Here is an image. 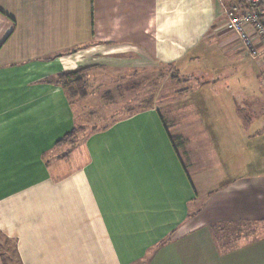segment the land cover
<instances>
[{
	"label": "crops",
	"instance_id": "obj_1",
	"mask_svg": "<svg viewBox=\"0 0 264 264\" xmlns=\"http://www.w3.org/2000/svg\"><path fill=\"white\" fill-rule=\"evenodd\" d=\"M223 5L0 0V264H264V57ZM96 63L184 65L191 101L56 148L82 100L57 78Z\"/></svg>",
	"mask_w": 264,
	"mask_h": 264
},
{
	"label": "rangeland",
	"instance_id": "obj_2",
	"mask_svg": "<svg viewBox=\"0 0 264 264\" xmlns=\"http://www.w3.org/2000/svg\"><path fill=\"white\" fill-rule=\"evenodd\" d=\"M215 56L210 55L205 61L196 59L195 66L201 67L203 63L214 60ZM184 67L180 65L178 74L162 66L121 71L105 63H96L85 68L84 90L90 98L77 100L73 106L75 124L83 127L81 137H85L91 129L125 115L129 109L139 110L150 98L154 99L151 103L159 109L169 111L175 109L173 104L182 108L190 103L192 92L189 90L181 96H174L187 88L181 80L184 78L181 75L187 73ZM10 256L13 257L12 264H18L13 252Z\"/></svg>",
	"mask_w": 264,
	"mask_h": 264
},
{
	"label": "built area",
	"instance_id": "obj_3",
	"mask_svg": "<svg viewBox=\"0 0 264 264\" xmlns=\"http://www.w3.org/2000/svg\"><path fill=\"white\" fill-rule=\"evenodd\" d=\"M219 1L224 4L226 28L247 55L252 59L264 57V0Z\"/></svg>",
	"mask_w": 264,
	"mask_h": 264
},
{
	"label": "trees",
	"instance_id": "obj_4",
	"mask_svg": "<svg viewBox=\"0 0 264 264\" xmlns=\"http://www.w3.org/2000/svg\"><path fill=\"white\" fill-rule=\"evenodd\" d=\"M83 74H85V69L84 68H79L76 72L69 73L66 75H62L57 78L59 84H62L63 87H65L68 91H71V94L76 97H80V99L86 98V92L84 90V79H83ZM147 103L144 104L142 108H146L150 105H152L151 102L153 100L150 98L149 100L146 101ZM141 109V108H140ZM138 109H129L126 114L133 113L137 111ZM83 127H74L72 131L68 134H66L60 141H58L55 144V147H61L63 145H68V147L72 148L76 145L78 142V138L81 136L83 133ZM12 258V257H11Z\"/></svg>",
	"mask_w": 264,
	"mask_h": 264
}]
</instances>
